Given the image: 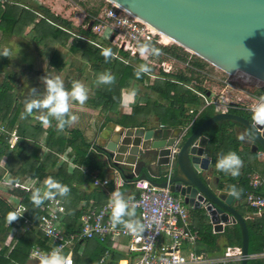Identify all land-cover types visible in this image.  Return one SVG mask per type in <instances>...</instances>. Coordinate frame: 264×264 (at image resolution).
I'll use <instances>...</instances> for the list:
<instances>
[{
  "label": "trees",
  "instance_id": "trees-1",
  "mask_svg": "<svg viewBox=\"0 0 264 264\" xmlns=\"http://www.w3.org/2000/svg\"><path fill=\"white\" fill-rule=\"evenodd\" d=\"M16 6L15 3L0 0V31L11 35H23L30 28L29 35L33 41L38 46H45V50L51 52L50 66L54 72H60L65 67L64 56L54 49V44L67 47L71 54H79L82 60L91 64L94 70L93 83L99 86L100 90L96 92L94 98L89 100V103L93 108H99L104 114L112 113L117 116L114 119L108 116L106 122L113 121L116 125L124 128L143 127L147 124L146 117L153 114L167 127L190 125L191 129H194L215 114L213 107L203 108L202 106V110L196 109L202 103L194 90L204 95H207L208 91L200 86H191L195 80L194 71L190 70V75L185 72L177 74L159 72V75L164 76L165 79L155 78L152 80L145 73H141L137 78L136 69L145 62L132 58L131 61L137 65L133 63L124 65L112 56L105 58L102 55L103 49L91 43L97 39L91 28L77 27L75 29L76 27L71 21L52 13L44 6L34 8L24 5L19 13L16 12ZM97 14V11L89 13V15ZM160 48L179 61H187L186 57L177 53V50H182L180 47H173L175 49ZM39 53L42 54V52ZM121 54L124 55L122 52ZM193 66L197 69L203 68V64L198 61ZM27 69V73H34L32 66H28ZM27 73H10L0 83V125L8 132L18 128L17 133L20 137L17 145L10 149L8 136L0 135V182L4 172L8 171L14 182L35 178L44 182L48 177H51L62 185H66L69 189L68 193L65 196H58L63 198L66 203L65 229L67 232L73 231L76 221L89 206L91 200H95L96 205H102L107 201L102 189L91 186L95 176L92 175V172L98 170V176L95 177L104 179L106 164L101 161V157L98 155L101 148L92 147L81 130L77 128L70 130L69 124H66L63 130H59L56 127L58 121L51 116L48 118L49 126L47 128H44L41 120H37L32 125L33 119L29 114L21 115V108L31 100V92H26V96L22 97V102H20L14 91L17 78L24 77ZM48 73H52V71H48ZM105 73L113 76L114 79L111 83L104 84L98 81V77ZM46 74L39 73L43 77L51 78ZM133 82L144 84L148 82L149 90L168 102V106L150 98H141L133 106L130 115H117L122 91L131 88ZM255 92L259 96H264V90L259 89ZM229 113L253 121V113L250 111L232 108ZM138 117H142V119H138ZM130 120L133 121L130 123ZM16 125H18L17 128ZM235 127L236 124L233 123H221L210 128L206 132L209 138L206 154L211 158L212 166L216 168V162L222 155L228 152L237 153L243 161L244 168L238 176L233 177L229 174L228 180L231 184L229 189L231 190V186L238 180V190L245 199L246 192L250 191L248 176L253 172V164L250 160L253 154L249 149L246 151V148H242V142L236 135ZM91 147L95 150L94 152H89ZM68 150L71 151L68 152ZM44 151L45 153H42ZM259 151L264 152L261 148ZM63 154H67L70 158L75 156V164L86 170L83 172L78 167L70 170L67 163H58V157ZM254 154L253 157L256 160L258 153ZM13 194L22 197L25 206L30 210L26 215L27 218L36 221L41 214V205L37 206L32 203V194L17 190ZM10 212H14L13 208L0 197V264H27L30 251L34 246H41L43 249L53 246L49 239L37 230L19 232L24 218L17 216V219L9 221L8 214ZM127 217L125 216V219ZM199 218L202 222L206 219L203 215H199ZM246 224L249 232V254L262 253L264 250V217L247 220ZM220 236L224 240L221 247L217 240L219 235L213 234L209 224H202L198 252L217 250L221 254L226 247H241L242 245V236L238 225L227 227ZM109 249L110 246L107 243L89 241L82 254L79 253V248L75 250V262L76 264H99L101 257ZM123 257L122 253L112 251L110 263H116ZM248 264H262V262L249 261Z\"/></svg>",
  "mask_w": 264,
  "mask_h": 264
},
{
  "label": "water",
  "instance_id": "water-1",
  "mask_svg": "<svg viewBox=\"0 0 264 264\" xmlns=\"http://www.w3.org/2000/svg\"><path fill=\"white\" fill-rule=\"evenodd\" d=\"M170 39L176 46L227 75L241 73L264 83V0H105ZM221 123L236 124V133L253 151H264L261 124L232 113H215L194 129L129 128L113 131L101 156L127 180H149L203 211L215 233L238 225L242 262L249 261V232L235 209V195L212 186L206 156V132ZM179 150L172 154L177 139ZM171 156L173 157L171 161ZM129 172L128 175L125 173Z\"/></svg>",
  "mask_w": 264,
  "mask_h": 264
},
{
  "label": "built area",
  "instance_id": "built-area-1",
  "mask_svg": "<svg viewBox=\"0 0 264 264\" xmlns=\"http://www.w3.org/2000/svg\"><path fill=\"white\" fill-rule=\"evenodd\" d=\"M111 6L97 15H89L91 18L89 28L97 36L96 41L91 43L101 49L110 48L115 54L112 57L125 65L130 64L125 59L126 57L129 59L137 58L148 65L157 66L159 72L177 74L173 63L179 62V60L162 51L160 47L163 44L160 35L134 16L115 5L111 4ZM83 28L86 27L83 26ZM140 43H151L160 48L159 56H165L173 62L155 63L156 57L159 56L142 55L138 48ZM114 48L116 50H113ZM191 70L199 71L196 68H191ZM145 74L148 75V73ZM225 76L226 78L220 79L219 83L226 89H235L233 82L229 79L230 75L225 74ZM154 77L165 79L164 76L161 77L160 75ZM257 88L256 90H264V83ZM255 91L246 94L248 98L254 101V104L249 107L242 103L241 99L233 101L229 98H220L214 93L204 95L194 90L200 98L205 100L204 108L213 107L215 113H229L232 108L253 113V107L259 102L258 98L261 97ZM261 126L264 128V125ZM161 128L164 127L161 126ZM182 128L184 129L183 133H185L190 125ZM9 135V147L13 149L19 139L17 129H14ZM180 143L181 137L177 139L172 154L179 150ZM60 158L64 160L63 157L60 156ZM172 159L171 156V161ZM67 160L65 158V161ZM116 172L119 173L117 169ZM248 179L250 191L245 194V204L255 211L257 217H264V179L251 174ZM9 180L12 182L8 183ZM129 183L133 186L134 194L122 198L128 202L130 209H134L136 215L128 216L127 219L124 216L121 223L113 224L111 195L103 205L90 202L76 221L75 230L67 232L64 224L67 209L63 198L56 196L52 200H44L40 206L41 214L39 217L36 221L30 220L26 216L30 210L25 206L24 200L22 197L15 196L13 192L17 190L32 194L34 190L40 189L42 194L46 187L45 184L37 178L14 182L10 174L4 175L0 182V189L12 199L11 201L8 200V203L17 213V216L24 218L19 232L37 230L53 245L49 249L34 246L30 251L28 264H40L41 255L53 250L60 251L64 256L70 258L71 264H76L75 250L79 248L78 251L81 254L82 248L89 241L107 243L110 246L111 250H106L99 264H111L112 251L124 255L122 260L113 264H240L242 262V248L239 246L226 247L223 253L218 255L197 253L196 246L200 240V232L190 223L189 207L184 204L182 198L170 191L169 185L162 188L149 180L137 177ZM93 185L104 188L109 185V180L94 177ZM129 220L138 221L143 226L142 230L136 233L129 231L125 226V222ZM213 233L217 234L214 229ZM263 256L264 253L252 255L251 258L257 259Z\"/></svg>",
  "mask_w": 264,
  "mask_h": 264
},
{
  "label": "rangeland",
  "instance_id": "rangeland-1",
  "mask_svg": "<svg viewBox=\"0 0 264 264\" xmlns=\"http://www.w3.org/2000/svg\"><path fill=\"white\" fill-rule=\"evenodd\" d=\"M3 2H11L17 4L16 12H20L21 7L24 5L28 7H37L44 6L48 8L52 13L63 17L73 23L76 27H89L91 18L89 17V13H93L97 11L100 13L104 9L112 7L111 4L105 0H2ZM86 16V17H85ZM30 28H28L23 35H11L6 34L0 31V83L4 81L8 74L10 73H22L28 72L27 67L32 66L34 69V73H27L26 76L17 78V83H21L22 89L25 88L29 91V89H37L42 93L40 98H43L46 95V84L44 79H42V75H39L40 72L46 74L47 67L50 65V54L48 50H45V46H38L29 35ZM164 41L163 38H161ZM170 44V45H169ZM169 44H163L161 47H168L175 49L173 47L176 46L173 42ZM54 49H56L59 53L64 56L65 67L63 70L59 72L47 73L46 75L51 78L59 77L64 84V88L66 90H71L72 82L79 81L85 89L87 90V99L85 101L95 97V94L100 87L93 83L94 70L91 64L85 62L80 58L79 54H70L68 48H64L60 45H53ZM8 49V55H3L4 49ZM182 49V48H181ZM163 51V50H162ZM39 52H42L40 54ZM47 52V53H46ZM164 52V51H163ZM177 53L186 57V62H174L175 72H185L187 75H190L191 68H195L193 65L196 61L203 64L202 69H198V72H195V80L191 84V86H200L208 93L215 94L218 97L229 98L230 100L237 101L241 99L247 106H252L254 101L247 97L248 92H253L257 87H261L262 83H258L241 73H237L233 76H230L229 79L233 82L232 84L235 86L231 89H226L220 83V79H225L226 76L224 73L211 66L210 64L204 62L203 60L197 58L196 56L188 53L184 49L177 50ZM185 54V55H184ZM128 63L132 64L133 62L128 57L125 58ZM49 60V63H48ZM162 61L173 62L171 59L165 56L156 57L155 63H160ZM124 64V63H123ZM134 64V63H133ZM125 65V64H124ZM137 65V64H134ZM150 71L148 72L147 77L152 80L159 75V70L157 66H149ZM197 69V68H196ZM193 71V70H192ZM37 72V73H36ZM240 74V75H239ZM29 83V84H28ZM144 83H135L133 82L131 88L125 89L122 91L123 99H122V110L117 112V115L122 114L123 110L125 113H131L133 106L141 99V98H150L153 101L161 102L164 106H168V102L162 100L157 95L149 90L148 82ZM192 86V87H193ZM36 87V88H35ZM132 87L135 90L136 98L129 102L127 100V94L125 92L132 91ZM201 105L196 107V109H202V106L205 104V100L200 98ZM132 105V108H131ZM131 109V110H130ZM217 111V110H216ZM45 112L41 111L37 113V117L44 115ZM99 115H108L110 117H117L116 114H107L100 113ZM138 119H142V117H138ZM136 119V120H138ZM156 119V117H155ZM133 120H130L131 123ZM0 125V135L9 136V132L6 129L2 128ZM45 126L44 128H46ZM248 151V149H246ZM42 153H45L42 152ZM255 156L254 153H252ZM64 160H61L60 156L58 157V163H64ZM254 161V160H253ZM254 167L257 168L259 172L264 173V167L260 166L258 163H252ZM6 193H3L5 196ZM5 198V197H4Z\"/></svg>",
  "mask_w": 264,
  "mask_h": 264
},
{
  "label": "crops",
  "instance_id": "crops-1",
  "mask_svg": "<svg viewBox=\"0 0 264 264\" xmlns=\"http://www.w3.org/2000/svg\"><path fill=\"white\" fill-rule=\"evenodd\" d=\"M48 63H49V60H48ZM48 71H52V73H53L54 69L49 65L47 67L46 73H48ZM20 86H21V83L20 82L17 83L16 87H15V91H14L15 94H16L17 99L20 102H22V99H23L22 97L26 96V92H31V97H30L31 99H33V98L40 99V96L42 95V93H40V90L38 91L37 89H35L36 91L34 93L32 89L31 90L29 89V91H28L25 88L22 89V87H20ZM125 93L127 94V92H125ZM154 95H156V94H154ZM19 97H21V98H19ZM135 98H136V96H135ZM122 99H123V94L121 95V103H122ZM121 103L118 106L117 111L122 110ZM131 108H132V105H131ZM203 108H204V106H203ZM41 111L45 112V114L47 113V109H33L32 113L29 114L30 117H32V119H33L32 125H34L37 120H40L39 117H37V113L41 112ZM100 113H101V110L99 108L98 109L93 108L90 105L89 100L86 103L84 102L83 105H81L79 102H77L75 100H72L71 104H70L69 114L75 115L77 117V119H76V121H74L71 124H69L68 128L70 130L74 129V128H77V129L81 130L83 135L85 136L87 142L90 143L92 147H94V146L103 147L108 142V138L111 137V135L115 131H117V130L121 131V130L129 129V128H124L122 126L116 125L113 121L106 122V118L108 117V115H104V117H103V115H99ZM22 114H27V113H25L24 106L21 108V115ZM107 114H112V113H107ZM122 114L130 115L131 113L130 114L129 113H125V111L123 110ZM155 117L156 116L153 115V114L148 116V117H146L147 124L145 126H143V127H136V128H144V129L147 130V129H158V128H161V126H163L164 128H162V129H167L169 131H173V129H174L173 127H169V126L167 127L165 124L160 122L157 117L155 119ZM113 119H114V117H113ZM48 126H49V124L47 125V127ZM17 127H18V125H16V128ZM44 127H45V125H44ZM2 128L5 129L4 127H2ZM136 128H134V129H136ZM235 131H236V127H235ZM9 134H10V132H9ZM236 135H237V137H239V139L242 142V148L249 149L251 151V153H256V151L252 150L250 144L243 143V141H242L243 139L240 138L241 136H239L237 133H236ZM9 137H10V135L8 136V139H9ZM18 137H19V134H18ZM92 147L90 148L89 152H91V151L94 152L95 151V150L92 149ZM70 151L71 150H68V152H70ZM257 153H258L257 159H256L257 161L254 160L255 158L253 156H251V159H250L251 163L256 162L260 166L264 167V152L258 151ZM98 155H100L101 161L104 162V164H106V170H105L104 179H108L109 180V185L104 187V188H101V187H95L92 184L91 185L92 188H96V189L100 188V189H102V191H104V193H105V195L107 197L106 198L107 201L109 200L110 196L114 192L120 193L121 197H123V198L130 197L131 195H133L134 194V189H133V186L129 183L130 180L125 179L120 174V172L117 173L116 172V168L112 167L106 160H104L103 157L101 156V153H98ZM60 156L63 157V159H64L63 162L68 164L70 170H73V169H75L77 167L80 170H82L83 172L86 170L85 168L83 169V167H79V166H77L75 164V161H74L75 156H73L72 158L68 157L67 154H63V155H60ZM206 156H207V158H209L211 160V158L207 154H206ZM65 158H67L68 160L65 161ZM70 161H72L73 163H71ZM211 162H212V160H211ZM1 168H3V167H1ZM243 168H244V164H242V166L240 168V171H242ZM209 169L212 172L211 173L208 172L207 174L204 173L205 178L209 181L210 185H212V186L218 185V188L220 190H224V191H227L229 193H233L235 195V200H234L235 209L243 216L245 221L254 220L256 218H260V217H257L255 215V211H250L248 209V207L246 206L244 198L242 197L240 191L238 190V187H239L238 186V180L235 181V183L231 186L232 189L230 190L229 188H230L231 184H230V182L228 180V176H229L230 173H226V172H224L222 170L216 169L215 167L212 166V163L210 164V168ZM252 170H253V172H252L251 175H256V176H259L260 178L264 179V175H263L264 173L263 172H259L257 170V168L254 167V166H252ZM98 172H99L98 170H95L94 172H92V175L98 176ZM6 174H9L8 171L4 172V175H6ZM125 174L128 175L129 172H126ZM104 179H102V180H104ZM42 183H44V182H42ZM3 193H5V192L2 189H0V197L3 200H5L7 203H8V200H10V201L12 200L10 197H8L7 194L5 196H3ZM90 202H94L95 204H97L95 202V200H91ZM105 203H103V204H105ZM189 210H190V223H191V225L193 227H196L198 229V231L200 232L202 224H204V225L209 224L211 226V229H212V232H213V227L210 224L208 218L206 217V215H205V213L203 211H194V210H191L190 208H189ZM199 215L205 216L206 219L203 220V222H202L201 219L199 218ZM232 226H234V225L227 226V227H232ZM227 227H225V229ZM225 229H224V231H225ZM222 234L223 233L217 234V235H219V237L217 239L219 247H221L222 244H224V240L220 236ZM87 243L82 248L81 254L84 252V250H85V248L87 246ZM199 243H200V240H199V242H198V244L196 246L197 253H199V254L200 253H205L207 255H218L219 254V252L217 250H213L212 252H206V251L198 252V246H200ZM263 253H264V250H263L262 253L250 254L249 261H254V262L261 261L262 264H264V256L261 257V258H257V259L251 258L252 255H259V254H263ZM28 263H29V259H28Z\"/></svg>",
  "mask_w": 264,
  "mask_h": 264
},
{
  "label": "clouds",
  "instance_id": "clouds-1",
  "mask_svg": "<svg viewBox=\"0 0 264 264\" xmlns=\"http://www.w3.org/2000/svg\"><path fill=\"white\" fill-rule=\"evenodd\" d=\"M139 51L142 55L159 56L161 49L153 46L151 43H140L138 44ZM3 55H8V49H4ZM102 55L107 58L114 56L110 48L102 50ZM150 68L148 64L142 63L136 69L135 75L139 78L141 73H148ZM46 84V95L43 98H33L27 101L24 105L25 113L31 114L33 109H47V113L40 116L39 119L45 126L49 124V116L55 118L58 123L56 127L59 130H63L66 124H71L76 121L75 115L69 114L70 104L72 100L79 102L81 105L87 99V90L79 81H73L71 90L64 88L63 81L57 76L54 78L42 77ZM113 76L110 74H102L98 77L100 83L108 84L113 81ZM35 89L33 92L35 93ZM135 90L127 93V100L133 101L135 98ZM259 102L253 107V120L256 124L264 125V96L258 98ZM66 114H68L66 116ZM241 139L244 137L241 136ZM243 164L241 158L236 152H228L218 158L216 162V168L226 173H230L231 176L235 177L240 174V168ZM12 181L9 180L8 183ZM45 190L41 194L40 189H36L32 192L31 201L34 205H41L44 200H52L56 196H65L69 189L66 185H62L51 177H48L45 181ZM112 207V222L113 224L121 223L122 217L133 216L134 209H130L128 202L124 200L120 193L114 192L111 197ZM9 221L17 219V213L10 212L8 214ZM125 226L129 231L136 233L142 230V225L135 220H129L125 222ZM40 264H71L69 257L64 256L60 251L53 250L50 253L42 254L40 257Z\"/></svg>",
  "mask_w": 264,
  "mask_h": 264
},
{
  "label": "bare ground",
  "instance_id": "bare-ground-1",
  "mask_svg": "<svg viewBox=\"0 0 264 264\" xmlns=\"http://www.w3.org/2000/svg\"><path fill=\"white\" fill-rule=\"evenodd\" d=\"M113 5V4H112ZM153 31L156 33V34H158V35H160V37L161 38H163L164 39V41H162L161 43L162 44H169V43H172V41L170 40V39H168L167 37H165L164 35H161L160 33H158L156 30H154L153 29ZM162 40V39H161ZM170 45V44H169ZM240 75V74H239ZM243 75V74H242ZM245 76V75H244ZM247 77V76H246ZM124 264V263H123Z\"/></svg>",
  "mask_w": 264,
  "mask_h": 264
}]
</instances>
